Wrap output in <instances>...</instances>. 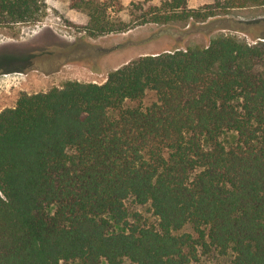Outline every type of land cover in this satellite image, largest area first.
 Returning <instances> with one entry per match:
<instances>
[{
	"label": "trees",
	"instance_id": "obj_1",
	"mask_svg": "<svg viewBox=\"0 0 264 264\" xmlns=\"http://www.w3.org/2000/svg\"><path fill=\"white\" fill-rule=\"evenodd\" d=\"M68 1L86 13L93 36L130 28L109 14L114 0ZM189 1L141 4L139 24L233 9L264 15V0ZM41 9L42 0H0V24L41 20ZM261 21L237 20L236 29ZM257 37L221 34L140 55L103 83L22 92L1 110L0 264H220L229 256L264 264V34Z\"/></svg>",
	"mask_w": 264,
	"mask_h": 264
},
{
	"label": "rangeland",
	"instance_id": "obj_2",
	"mask_svg": "<svg viewBox=\"0 0 264 264\" xmlns=\"http://www.w3.org/2000/svg\"><path fill=\"white\" fill-rule=\"evenodd\" d=\"M212 0H190L200 7ZM161 0H114L109 14L129 23L126 31L93 36L85 25L88 17L69 7L68 0H42L41 20L0 24V111L14 106L22 92L35 93L62 86L68 80L103 83L117 67L140 55L204 46L214 36L236 35L250 43L263 39L264 21L238 30L237 20L264 15L253 9H233L204 21H173L139 24L141 4H160ZM149 94L144 104L154 100ZM130 211L154 220L149 207L128 202ZM122 226H119L121 229ZM188 230L190 228H187ZM202 259L198 264H211ZM230 264V256L218 260ZM63 264H77L63 263ZM100 264H108L103 259ZM122 264H134L124 258ZM197 264V263H192Z\"/></svg>",
	"mask_w": 264,
	"mask_h": 264
}]
</instances>
